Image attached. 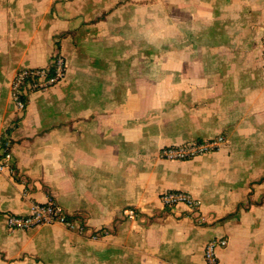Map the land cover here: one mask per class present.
Returning a JSON list of instances; mask_svg holds the SVG:
<instances>
[{"label": "crops", "instance_id": "crops-1", "mask_svg": "<svg viewBox=\"0 0 264 264\" xmlns=\"http://www.w3.org/2000/svg\"><path fill=\"white\" fill-rule=\"evenodd\" d=\"M55 55L64 78L18 109L15 73ZM5 134L0 264H207L215 237L219 264H264V0H0ZM49 200L80 220L9 228Z\"/></svg>", "mask_w": 264, "mask_h": 264}, {"label": "built area", "instance_id": "built-area-1", "mask_svg": "<svg viewBox=\"0 0 264 264\" xmlns=\"http://www.w3.org/2000/svg\"><path fill=\"white\" fill-rule=\"evenodd\" d=\"M66 73V61L60 55H55L45 67H26L19 69L12 80L11 93L18 109L26 107L27 97L35 91L46 90L54 86ZM226 142V136L220 134L208 140H194L187 143L164 147L161 156L167 159H190L197 155L218 150ZM11 141L8 134L0 140V172L11 169ZM161 200L165 207H173L183 202L191 209H196L199 201L188 192L182 190H167L162 193ZM8 226L11 229H29L40 224L61 223L72 227L74 222L67 218L64 209L55 201L35 203L29 214H9ZM227 244L225 237L210 239L204 250L207 264H219L218 250Z\"/></svg>", "mask_w": 264, "mask_h": 264}, {"label": "trees", "instance_id": "trees-1", "mask_svg": "<svg viewBox=\"0 0 264 264\" xmlns=\"http://www.w3.org/2000/svg\"><path fill=\"white\" fill-rule=\"evenodd\" d=\"M67 214V213H66ZM67 218L70 220V221H72V222H75V220H80V217L79 216H77V215H75V216H71V215H69V214H67Z\"/></svg>", "mask_w": 264, "mask_h": 264}]
</instances>
